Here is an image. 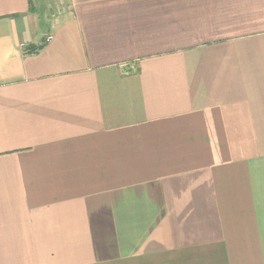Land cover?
I'll return each instance as SVG.
<instances>
[{
	"label": "crops",
	"instance_id": "0c3cea01",
	"mask_svg": "<svg viewBox=\"0 0 264 264\" xmlns=\"http://www.w3.org/2000/svg\"><path fill=\"white\" fill-rule=\"evenodd\" d=\"M0 264H264V0H0Z\"/></svg>",
	"mask_w": 264,
	"mask_h": 264
},
{
	"label": "rangeland",
	"instance_id": "374dc122",
	"mask_svg": "<svg viewBox=\"0 0 264 264\" xmlns=\"http://www.w3.org/2000/svg\"><path fill=\"white\" fill-rule=\"evenodd\" d=\"M54 16H55V15L50 14L48 20H45V22L43 21V22L41 23V27H44L45 24L50 25L51 21H56V19H53V18H52V17H54ZM57 20H58V19H57Z\"/></svg>",
	"mask_w": 264,
	"mask_h": 264
},
{
	"label": "built area",
	"instance_id": "2783aa9c",
	"mask_svg": "<svg viewBox=\"0 0 264 264\" xmlns=\"http://www.w3.org/2000/svg\"><path fill=\"white\" fill-rule=\"evenodd\" d=\"M51 39H52V37H48V38H47V41H50Z\"/></svg>",
	"mask_w": 264,
	"mask_h": 264
}]
</instances>
